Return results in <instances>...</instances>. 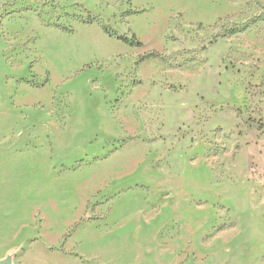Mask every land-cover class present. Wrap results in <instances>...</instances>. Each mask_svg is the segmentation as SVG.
Segmentation results:
<instances>
[{"label": "rangeland", "instance_id": "rangeland-1", "mask_svg": "<svg viewBox=\"0 0 264 264\" xmlns=\"http://www.w3.org/2000/svg\"><path fill=\"white\" fill-rule=\"evenodd\" d=\"M8 256L264 264V0H0Z\"/></svg>", "mask_w": 264, "mask_h": 264}, {"label": "trees", "instance_id": "trees-1", "mask_svg": "<svg viewBox=\"0 0 264 264\" xmlns=\"http://www.w3.org/2000/svg\"><path fill=\"white\" fill-rule=\"evenodd\" d=\"M120 40L130 44V45H140L141 42L137 39V37L134 35L132 36L131 38L128 37V36H119L118 37ZM157 57H160V54L157 53V52H151L149 53L148 55L142 57L141 60H146V59H149V58H157Z\"/></svg>", "mask_w": 264, "mask_h": 264}, {"label": "water", "instance_id": "water-1", "mask_svg": "<svg viewBox=\"0 0 264 264\" xmlns=\"http://www.w3.org/2000/svg\"><path fill=\"white\" fill-rule=\"evenodd\" d=\"M0 264H13L12 256H8L7 258L0 260Z\"/></svg>", "mask_w": 264, "mask_h": 264}]
</instances>
